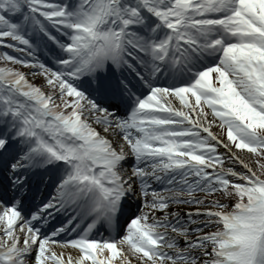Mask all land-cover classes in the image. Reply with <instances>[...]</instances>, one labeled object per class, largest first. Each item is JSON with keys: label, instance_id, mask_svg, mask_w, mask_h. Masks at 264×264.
<instances>
[{"label": "snow or ice", "instance_id": "6c2138e0", "mask_svg": "<svg viewBox=\"0 0 264 264\" xmlns=\"http://www.w3.org/2000/svg\"><path fill=\"white\" fill-rule=\"evenodd\" d=\"M0 49V264H264V0H0Z\"/></svg>", "mask_w": 264, "mask_h": 264}, {"label": "rangeland", "instance_id": "374dc122", "mask_svg": "<svg viewBox=\"0 0 264 264\" xmlns=\"http://www.w3.org/2000/svg\"><path fill=\"white\" fill-rule=\"evenodd\" d=\"M21 55V54H20ZM0 63H3V62H0ZM13 66H15V65H13ZM25 71H27V69H25ZM29 79H32L31 77H29ZM34 83H39V78H37L36 80H34L33 81ZM174 106H179V101L178 100H176V101H174ZM214 131H219V129L218 128H214L213 129ZM246 151V150H245ZM253 166H255V162L253 161ZM183 207V206H182Z\"/></svg>", "mask_w": 264, "mask_h": 264}, {"label": "trees", "instance_id": "16d2710c", "mask_svg": "<svg viewBox=\"0 0 264 264\" xmlns=\"http://www.w3.org/2000/svg\"><path fill=\"white\" fill-rule=\"evenodd\" d=\"M0 50H6V51L12 53V49H0Z\"/></svg>", "mask_w": 264, "mask_h": 264}]
</instances>
